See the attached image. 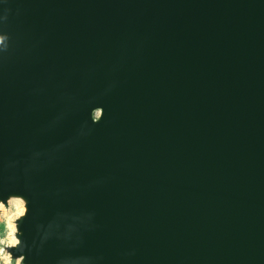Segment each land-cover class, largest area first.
I'll return each mask as SVG.
<instances>
[{"label":"water","instance_id":"obj_1","mask_svg":"<svg viewBox=\"0 0 264 264\" xmlns=\"http://www.w3.org/2000/svg\"><path fill=\"white\" fill-rule=\"evenodd\" d=\"M9 264H264V0H0Z\"/></svg>","mask_w":264,"mask_h":264},{"label":"rangeland","instance_id":"obj_2","mask_svg":"<svg viewBox=\"0 0 264 264\" xmlns=\"http://www.w3.org/2000/svg\"><path fill=\"white\" fill-rule=\"evenodd\" d=\"M15 204L16 203H13L11 205L9 212L3 211V215L0 217V264H9L2 253L1 246L8 245L9 243H11V221L21 212L19 209V205Z\"/></svg>","mask_w":264,"mask_h":264},{"label":"bare ground","instance_id":"obj_3","mask_svg":"<svg viewBox=\"0 0 264 264\" xmlns=\"http://www.w3.org/2000/svg\"><path fill=\"white\" fill-rule=\"evenodd\" d=\"M16 205V204H15ZM15 207V206H14ZM17 207V206H16ZM15 209V208H14ZM10 240V239H9ZM14 242V240L13 239H11V243H13Z\"/></svg>","mask_w":264,"mask_h":264}]
</instances>
